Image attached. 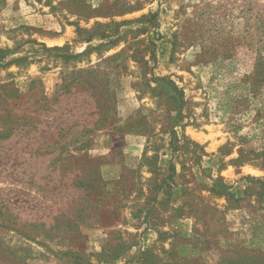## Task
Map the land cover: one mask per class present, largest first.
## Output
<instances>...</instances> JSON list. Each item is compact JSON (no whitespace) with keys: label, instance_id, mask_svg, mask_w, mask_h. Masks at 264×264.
<instances>
[{"label":"rangeland","instance_id":"1","mask_svg":"<svg viewBox=\"0 0 264 264\" xmlns=\"http://www.w3.org/2000/svg\"><path fill=\"white\" fill-rule=\"evenodd\" d=\"M0 136V264H264V0H0Z\"/></svg>","mask_w":264,"mask_h":264},{"label":"trees","instance_id":"2","mask_svg":"<svg viewBox=\"0 0 264 264\" xmlns=\"http://www.w3.org/2000/svg\"><path fill=\"white\" fill-rule=\"evenodd\" d=\"M86 31V30H85ZM80 32H83L80 29ZM93 35H91L88 39L85 40L86 43H90L93 40ZM101 39H104V36L101 37ZM66 48H62L59 50H66ZM89 51H91V49H89L87 52L81 53V54H75V55H68V57H66V60L68 59H76L81 57L82 55H85L86 53H88ZM78 74H82V73H86L85 70H81L77 72ZM160 81L164 82L165 85L167 86L166 91L169 93V96L171 97V100L174 101V103H178L179 104V115L178 118L176 119L177 121L174 124H178L181 123L183 121V116L181 115V111L184 108V93L181 89L178 88V86L175 84V82L171 81L168 78H162L160 79ZM70 90V85L67 82H64L62 85H60V89L59 92L62 91V93H66L69 92ZM175 131L172 130V137L175 135ZM0 138H2L0 136Z\"/></svg>","mask_w":264,"mask_h":264}]
</instances>
